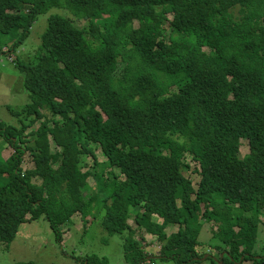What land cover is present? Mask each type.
Listing matches in <instances>:
<instances>
[{"label": "trees", "instance_id": "16d2710c", "mask_svg": "<svg viewBox=\"0 0 264 264\" xmlns=\"http://www.w3.org/2000/svg\"><path fill=\"white\" fill-rule=\"evenodd\" d=\"M53 8L72 17L51 14L39 53L15 58L29 93L13 110L21 125L0 119V142L14 148L6 159L0 151V249L27 220L44 217L59 242L73 216L86 229L102 213L128 264L146 260L144 234L162 243L159 257L194 261L203 222L220 243L207 247L221 250L213 264H264L255 250L264 225V0H0V57L17 53ZM12 13L25 23L13 24ZM27 152L34 169L23 172ZM189 156L197 186L184 174ZM90 178L97 194L86 200Z\"/></svg>", "mask_w": 264, "mask_h": 264}, {"label": "rangeland", "instance_id": "374dc122", "mask_svg": "<svg viewBox=\"0 0 264 264\" xmlns=\"http://www.w3.org/2000/svg\"><path fill=\"white\" fill-rule=\"evenodd\" d=\"M22 1L25 4L29 2V0ZM55 13H64L66 16L72 17L70 13H65L63 10L57 8L40 14L31 28L30 35L27 37L25 43L20 46L18 52L0 57V119L7 124L20 126L21 116L15 114L13 110H21L29 103V93L24 85L25 73H22L15 65V58L22 54L20 59L26 61L25 59H32V56L39 53L41 38L47 28L48 18L51 14ZM15 14L18 13L15 12ZM168 17L169 19L172 18L171 15ZM25 20V15L15 16L13 14V24L23 25ZM77 24L87 27L85 21H77ZM134 25L138 27L136 21ZM163 27L168 37L170 27L167 21L164 22ZM12 59L13 61H11ZM43 110L44 116L49 118L51 116L50 112L46 109ZM43 120L41 119L40 122ZM26 123H29V119L26 120ZM56 149V144L51 141V145L46 152L51 153ZM0 151L6 159L12 155L14 148L6 142H0ZM241 151L242 155L247 154L249 151L246 140L242 142ZM96 152L99 160L103 161L105 157L102 153L99 150ZM187 160L191 161V157H187ZM86 162L90 166L93 165L92 160H86ZM21 168L23 172L34 169L33 158L29 152L25 154ZM196 169V163L191 161L189 169L184 173L192 180L194 186H197L200 179ZM94 194H97L96 183L94 179L90 178L87 184V191L85 192L86 200ZM102 215L101 213L95 220L88 218L89 223L87 224V228L84 229V221L80 214H76L72 217V224L70 223L60 228L62 240L59 242L56 240L55 233L52 231L50 224L44 217L27 220L20 225L15 239L8 246L0 249V264L29 262L35 264H86L85 259L93 255L98 256L100 259H105L108 264H128L124 259V240L119 235L109 236L104 231L101 226ZM154 220L161 221L158 217L154 218ZM262 221H264V217ZM128 224L136 231L137 238L140 237V234L143 235V231L139 230L132 219L128 221ZM178 229V225L172 226L167 229V234L175 233ZM215 229V225L212 222H203V229L199 237L202 244L197 248L200 257L187 264H213L211 261L213 255L217 259L220 258L221 250L207 248L208 246L212 247L220 244L212 236V230ZM140 231L142 232L140 233ZM144 237L143 241L140 239L138 241L140 246L143 247V253L148 256L143 263L139 264H179L173 259L159 257L160 245L162 243L158 239L156 240V237L146 234H144ZM255 250L258 254H264V225L259 229ZM244 264L251 263L247 262Z\"/></svg>", "mask_w": 264, "mask_h": 264}, {"label": "water", "instance_id": "95a60500", "mask_svg": "<svg viewBox=\"0 0 264 264\" xmlns=\"http://www.w3.org/2000/svg\"><path fill=\"white\" fill-rule=\"evenodd\" d=\"M222 257H223V255H222Z\"/></svg>", "mask_w": 264, "mask_h": 264}]
</instances>
